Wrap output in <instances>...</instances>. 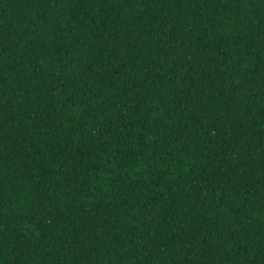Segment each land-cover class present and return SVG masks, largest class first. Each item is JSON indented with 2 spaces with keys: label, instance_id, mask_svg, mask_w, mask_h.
<instances>
[{
  "label": "trees",
  "instance_id": "obj_1",
  "mask_svg": "<svg viewBox=\"0 0 264 264\" xmlns=\"http://www.w3.org/2000/svg\"><path fill=\"white\" fill-rule=\"evenodd\" d=\"M0 264H264V0H0Z\"/></svg>",
  "mask_w": 264,
  "mask_h": 264
}]
</instances>
